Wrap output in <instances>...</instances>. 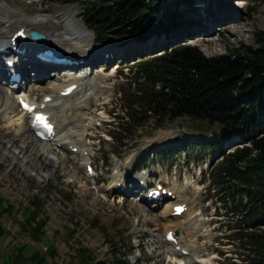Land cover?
<instances>
[{"label":"rangeland","instance_id":"1","mask_svg":"<svg viewBox=\"0 0 264 264\" xmlns=\"http://www.w3.org/2000/svg\"><path fill=\"white\" fill-rule=\"evenodd\" d=\"M174 5L173 2L169 3L170 7ZM197 6V8L194 6L190 9H178L180 12L184 11L185 20L186 16L190 21L196 16V22L200 26L195 28V25L190 31L184 30V37L178 41L173 38L180 34L181 29L172 30L165 37V42L175 34L171 38L173 45L178 42L180 44L184 39L186 44L195 46L205 56L212 57L224 54L231 48L255 46L253 33L257 31L264 33V5L221 0L217 3H209L208 7L201 4ZM81 12L82 5L77 2L69 4L60 0H0V34L8 33L13 28L36 30L44 34L49 43L54 44L55 47L70 49L87 45L86 50L89 48L98 50L94 54L96 59L99 58L94 62L95 64L93 62L88 64L94 66L88 67L87 71H91L83 83H80L76 95L66 99L64 106L50 110L54 121H59L61 115L73 120L76 128L73 125L68 135L82 136L87 130L86 124L91 125V129L87 130V134H84L80 142L76 137L72 139L78 143H75L76 146L83 147L72 160L65 158L69 154L63 153V150L57 148L54 143L51 145L35 139L32 133L28 132L29 120L25 117H22V120L27 133L19 130L21 125L17 121L21 114L17 109L16 93L11 92L13 94L9 95L7 85L2 86L4 91L9 93L3 97L2 102L0 101V140L10 133L15 137L16 143L14 144L9 138L4 146L0 143V195L15 207L11 214L9 212L0 219L6 231L5 234L0 233V264H29L18 261L20 258L16 257L17 248L21 244H26L29 246L28 250L33 246L45 250L46 242L52 243L57 250L53 264H80L75 251L78 247L87 249L96 260L105 264H115L118 260L123 261L124 264H169L163 256H157L160 251L148 255L143 249L144 245L147 247L149 244H155L149 237L150 233L159 234L161 230V226L155 224L150 213H157L163 208L154 212L145 204L135 203L140 196L144 197L145 188L138 191L140 195L135 197L122 195V201L118 194L111 191L108 193L104 189H108L115 178L125 173L127 179L134 178L133 168L140 158L146 156L151 160L159 151L172 148L177 150L176 157H180L176 162L173 161V166H168L161 159L154 158L146 172L169 183L167 186L169 191L173 187V181L177 180L176 193L186 198V207L192 218L195 220L201 218L198 232L204 231L202 228L208 230L207 242L203 243L202 239L196 242V251L199 255L211 259L209 264H220L222 259L217 256V251H223L228 257L231 256L236 264H240L232 255L238 250L237 241L233 243L225 240L224 236L228 234L225 233L228 222L237 224L240 230L242 220L237 221V216L217 217L216 213L219 210L215 211L214 208H223L225 203L230 205L233 202L232 200L226 202L227 190L226 187L221 188L222 184L215 182L211 190L204 186V182L206 185L209 183L207 177L210 171L214 173L221 164V157H218L220 154L216 150L212 155H205L202 151L189 155L181 146L183 142L188 141L189 136L207 137L217 133L218 126L181 118L172 122L165 121L159 127L154 118L147 115L138 127L124 130L121 135L114 133L115 128H118L117 123L120 124L121 120L111 119L109 112L122 110L123 113L120 111L119 116L123 117L124 112L126 114L124 107L131 104V100L126 96L135 89L133 78L127 72L128 69L132 68L135 72L141 59L157 58L161 52L169 48L163 42H160L161 45L156 43L150 45L152 42L148 40L141 45L136 40H125L124 45L121 42H106L97 46L93 34L81 21ZM237 18L242 20L240 21L242 28L234 21H228ZM225 28L234 31L235 36L226 33ZM193 31L198 32L197 37L192 36ZM4 39L2 38V41ZM156 40L163 39L159 37ZM104 51H109L112 55L110 56L109 52L104 53L107 58L103 59ZM138 53H142V56ZM85 58L91 60L94 57L90 58L89 55ZM82 74L86 73L82 72ZM141 83H145L144 80ZM29 86L26 88L30 89ZM78 103L81 105H76L74 108V104ZM10 107L15 110L13 119H8V115L4 114L10 112H6ZM73 116L75 118H72ZM125 117L124 122H127V114ZM10 123L12 127L9 126ZM79 125L81 130H77ZM125 127L127 125L122 123V128ZM112 134L113 140L109 137ZM165 134L170 136H164ZM91 137L94 140H89ZM240 143L237 137H233L224 148V153H231L234 149L231 146L242 147ZM170 145L172 146L168 147ZM34 151L44 156L42 161L37 162ZM81 154L82 157H77ZM87 161L91 162L99 177L98 180L84 176L83 164ZM35 166H41V169L38 171ZM153 178L151 176L146 179ZM150 180L149 182H152ZM127 184L132 186L131 182ZM32 196L43 202V213L48 217L45 229L48 238L38 244L28 235H24L18 224V221L23 220L22 211L28 206V200ZM215 200H222V203L218 204ZM234 202H237V198ZM208 203L211 207H207ZM200 210L199 216L193 215ZM139 212L144 213L145 217L139 216ZM182 218L179 222H168V224L173 223L175 226L186 228L182 236L186 244L190 245L189 237L194 239L198 237L195 229L197 226L188 231L189 225L182 223H188L189 217ZM73 230L75 234L69 236V232ZM259 230L264 231V226ZM55 231H58L59 235H54ZM20 253L21 257H29L31 254L30 251L25 250ZM189 264L197 263L190 259Z\"/></svg>","mask_w":264,"mask_h":264},{"label":"trees","instance_id":"2","mask_svg":"<svg viewBox=\"0 0 264 264\" xmlns=\"http://www.w3.org/2000/svg\"><path fill=\"white\" fill-rule=\"evenodd\" d=\"M60 1L80 3L84 26L93 33L97 43L105 44L133 39L145 41L193 26L194 21L185 20L184 11L178 8L190 9L195 1L219 0ZM236 1L264 5V0ZM171 2L175 4L173 7L169 6ZM183 37L180 33L176 40ZM253 37L255 46L231 48L212 57L183 40L157 58L141 59L132 72L135 89L127 96L131 104L126 106L128 123H125L132 130L149 115L159 127L165 121L181 118L218 126L219 131L213 137L222 158L216 171L211 173V181L226 187L227 197L233 202L226 216L238 218L239 214L238 220H242L240 230L237 224H227L228 231L234 230L231 237L237 241L236 255L241 264H264V231L259 230L264 224V33L254 32ZM143 80L145 83H141ZM117 130L120 135L126 130L122 122ZM232 136L244 144L224 154L222 148ZM183 146L190 153L202 150L212 154L216 148L214 143L204 141L186 142ZM158 155L167 159L169 153ZM14 208L0 195V219L11 214ZM22 214L23 220L18 224L24 235L36 244L48 238L45 231L48 217L43 213L42 201L32 196ZM0 233H6L2 222ZM74 234V230L69 232V236ZM54 235L59 232L55 231ZM46 243L45 250L35 246L28 250V245L21 244L17 248L18 261L53 264L57 250L52 243ZM24 250L31 252L29 257H21L20 252ZM75 251L80 264H105L85 248L78 247ZM115 264L123 263L118 260Z\"/></svg>","mask_w":264,"mask_h":264},{"label":"bare ground","instance_id":"3","mask_svg":"<svg viewBox=\"0 0 264 264\" xmlns=\"http://www.w3.org/2000/svg\"><path fill=\"white\" fill-rule=\"evenodd\" d=\"M228 21H230V22L234 21L235 24H237L238 26L241 27L240 21H242V20L240 18H237V19H234V20H228ZM227 23H229V22H227ZM33 29H36V28H33ZM85 31H86V29H85ZM224 31L226 33H229L230 35H234L235 36V34H236L234 31H230L229 28L228 29L225 28ZM23 33H25V31ZM16 43L19 46V48H18L19 50H24V54L21 55V56L17 55V54H15V55L9 54V56L13 60L12 68H10L9 70L6 69V64L2 60V55H0V101L1 102H2L3 97L7 96L8 93H9V92L6 93L4 91V88L2 87V86H5V85L8 86L10 84L9 77L7 76L8 72H10V73H14L15 72V73L19 74V76L21 77V81L18 84V91L15 92V93H17L16 94L17 95L16 99H18L19 97H24L28 101H30L31 104L37 105L39 107V109H42L46 113L50 112V110H52V109L60 108L63 105V103H64V101L66 99H69L70 97H72L71 95H69L68 97H64V96H62L61 93L64 92L65 89L68 88L71 85H77L78 86V84L79 85H80V83L82 84L83 81L85 80L86 76L88 75L86 73V71H85L86 74L79 75L80 73L75 72V74H73V75H71V74L69 75L68 74L67 76H62V77L59 76V77L51 78L49 76L50 73L42 74L41 73V71H43L42 67L39 64L34 63V57L32 55V50H31L30 44L27 43V42L26 43L25 42H21L19 40L16 41ZM85 46H87V45H85ZM85 46H80V47H75V48H70V49H62L60 47H56V48L61 49L63 51H67L68 53L64 52L67 55H69L71 53L78 52L75 56L77 58L83 57V59H84L83 64L82 63H78V64L74 63L71 66H61V65L60 66H54L52 64H47V65L43 64V65H45L44 67L48 68L49 70L56 71V72L57 71H65V70L66 71L68 70L70 72V71H74V70H78V69L79 70H83V68L89 66L88 64L90 62L94 63V62H97L98 59H99V58L98 59H96V58L94 59L93 58L91 60H87L85 58L86 56H89L90 54H94L95 51H98V50H94L92 48H89L88 50H86ZM44 48H46V45H44ZM139 48H142V47H139ZM9 52L12 53V51H9ZM107 52H109V51H104V52H102V54L107 53ZM23 59H25L26 62H24ZM94 64H92V66H94ZM28 82H30L32 84V85L30 84L31 88L29 86L30 89H27L28 88L27 87V83ZM12 94L13 93H11V92L9 93V95H12ZM46 100H49V102H47ZM58 100H61L62 103H60V104H58V103L53 104L52 103L54 101L58 102ZM76 105L80 106L81 103L74 104V108H75ZM82 106L84 107V105H82ZM84 108H83V110H85ZM7 111H10V112L9 113H4V114L6 116L8 115V119H10V118L13 119V113H14L15 110L12 107H10L9 109H6V112ZM72 118H75V116H73ZM89 118H92V117H89ZM92 119H95V117H93ZM83 120H84V118H83ZM52 121H50V122L55 127L56 135H57V133L60 134V135H61V133H63V135H61L60 139H56L55 138L56 140L54 142H52V143H54V145H56V146L61 147L62 150H63V153L65 152L66 155L69 154V156H67V157H65L62 154L65 158H68L69 160H72V159L76 158V155L79 153L80 148L82 149L83 147L82 146H78V145L76 146L75 143H77V142L72 141V139H74V137H76V138H78L77 141L81 140V138L84 136V134H87V130L89 131L91 129V125L90 124H86L87 130L83 133L82 136H77V135H71V134L68 135L69 130L72 129L73 125H74L73 120L70 119L69 117H67V116L64 117V116L61 115L59 117V121H54L53 119H52ZM17 122L18 123L20 122V125H21L19 127V130L22 133H27V130L25 129L24 124H23L22 115L19 117ZM78 123H80V121ZM82 124H84V123H82ZM9 126L12 127L13 126L12 123H10ZM74 127L76 128L75 125H74ZM77 130H81V125H79L77 127ZM31 131L33 132V129L31 127V120H30V124L28 126V132L31 133ZM164 136H170V135L169 134H165ZM7 138L11 139L14 144L16 143V139L13 136V134L8 133V135L6 134V136L0 140V143L3 146L6 143ZM70 140L72 142H74V144H72ZM44 145L45 146H49L47 144H44ZM75 148H77V152L76 153H72V151ZM69 151H71V153ZM33 154L35 156V159H37V162L39 160L42 161L43 158H44V156L38 154L37 151H34ZM77 157H82V154L78 155ZM87 165H88L87 163H84V169H86ZM35 168H37L38 171H39L41 169V166L40 167L35 166ZM95 175L93 176V178L96 181L98 179H96L97 177ZM138 180H143V179H142V177H140L138 179L133 178L130 181V180H127V176L126 175L125 176L122 175L119 178H115L114 181L109 184V188L108 189H104V190L105 191L107 190L108 193H109V190L111 188L112 191L118 192V189H120V187L118 188L117 185H116L118 182L120 183V186H122V184L125 183L126 181L127 182H132L133 183V188H131V189L124 188L123 192H125V194H123V195L128 196V197H135L136 193L138 195L137 191H140L142 189L140 187V185L138 184ZM176 182H177V180L175 179L173 181V183H172L173 187H172L171 191L173 192L172 193L173 200L170 201L171 203L170 202L167 203L166 206H164L163 209L161 211L157 212V213H152L151 212L150 216L153 218L152 220L155 222V224H159L161 226V229L163 228L162 229V231L164 230L163 234H162L163 238H164V234L168 232V230H167L168 228L171 229V227H173V228L179 229L178 228L179 225L175 226L173 223H171V224H173V226H171V224H168V222H179L180 220L184 219L182 217L188 216L189 217L188 223L183 222L182 225L188 224L189 225L188 231L192 230L193 227L197 226L195 229L197 231V235L196 236H198V237L196 239H194L192 237H189V239L191 240L190 241V245H189V244H186V240H184L183 236L182 237L179 236L178 240H176V245L181 247L180 253L176 252V251H173L172 255L170 256V259L173 260V261H176V260L179 261L180 259H183V258H181V256H183L181 251L184 250V251L190 252V254L188 253L187 256H193V257L197 258L199 260L198 262H200L201 264H209V262H210L209 258L208 259H204V258L200 257L198 255V253L196 252V247H197L196 242H197V240L202 239L204 241L203 243H206L207 239H208V237H207L208 230L207 229L205 230L204 228H202V230H204V231H201V233L198 232V228L201 226V223H200L201 218L197 219V220L193 219L192 217H190V214H188V212H189L188 209H184L183 213L179 217L178 216H172L171 219L173 221L172 220H168L169 216H171V213L173 211L172 209L175 206L186 204V198L181 196L180 193H176V190H177L176 189V187H177V183ZM184 185H186V182H185ZM136 197L138 198V196H136ZM119 199L122 201V197L121 196L119 197ZM135 203L137 205L140 204V203L143 204V205L145 204L143 198H138ZM138 214H139V216H142V217L144 216L145 217L144 213H142V212L141 213L139 212ZM142 217H141V219H142ZM188 225L186 226L187 228H188ZM155 236L157 237V236H161V235H155ZM169 244L170 243H168V242H163L162 248L164 246H168ZM192 244H194V245H192ZM192 251H194V252L191 254ZM183 254H185V253H183ZM157 256H163V251L159 252L157 254ZM183 257H185V256H183Z\"/></svg>","mask_w":264,"mask_h":264},{"label":"water","instance_id":"4","mask_svg":"<svg viewBox=\"0 0 264 264\" xmlns=\"http://www.w3.org/2000/svg\"><path fill=\"white\" fill-rule=\"evenodd\" d=\"M33 39L38 40V41H43L44 40V36L41 34H38L36 32H32L30 35Z\"/></svg>","mask_w":264,"mask_h":264}]
</instances>
